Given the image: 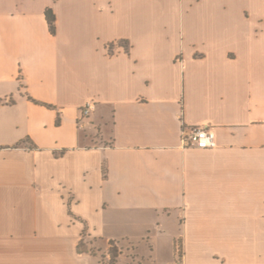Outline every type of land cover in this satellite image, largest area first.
Returning <instances> with one entry per match:
<instances>
[{"label":"crops","instance_id":"1","mask_svg":"<svg viewBox=\"0 0 264 264\" xmlns=\"http://www.w3.org/2000/svg\"><path fill=\"white\" fill-rule=\"evenodd\" d=\"M85 228L118 264H264V0H0V264H102Z\"/></svg>","mask_w":264,"mask_h":264},{"label":"built area","instance_id":"2","mask_svg":"<svg viewBox=\"0 0 264 264\" xmlns=\"http://www.w3.org/2000/svg\"><path fill=\"white\" fill-rule=\"evenodd\" d=\"M95 110V103L88 102L81 109L82 116H89ZM182 142L184 146H194L200 149H209L217 146L216 133L209 125H198L184 131ZM178 255L181 256L182 249L177 248ZM174 264H182L178 258Z\"/></svg>","mask_w":264,"mask_h":264},{"label":"trees","instance_id":"3","mask_svg":"<svg viewBox=\"0 0 264 264\" xmlns=\"http://www.w3.org/2000/svg\"><path fill=\"white\" fill-rule=\"evenodd\" d=\"M46 18L48 20L50 29L53 33L56 32V15L53 11L52 8H48L45 12ZM94 241L89 240L87 237V229H84L82 239L79 243V250L81 252H89L92 254H97L100 249L95 250L94 247L91 245L93 244ZM122 253L121 248L115 243V241H110L109 242V248L106 254H101V262L102 264H118L119 263V257L120 254Z\"/></svg>","mask_w":264,"mask_h":264},{"label":"rangeland","instance_id":"4","mask_svg":"<svg viewBox=\"0 0 264 264\" xmlns=\"http://www.w3.org/2000/svg\"><path fill=\"white\" fill-rule=\"evenodd\" d=\"M96 246H95V250H97V247L99 246L100 247V249L102 250V251H108V249L107 248H104V246L102 245V244H95ZM109 248V247H108ZM121 248V247H120ZM123 248V249H122ZM121 249L123 250V251H125L126 250V253H129V252H127V249H126V247H122ZM129 249V248H128ZM101 254H102V252H101Z\"/></svg>","mask_w":264,"mask_h":264}]
</instances>
